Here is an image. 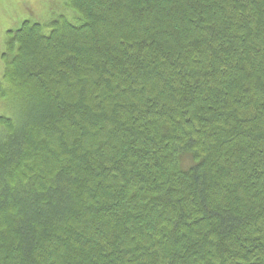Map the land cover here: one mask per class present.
<instances>
[{"label": "trees", "instance_id": "16d2710c", "mask_svg": "<svg viewBox=\"0 0 264 264\" xmlns=\"http://www.w3.org/2000/svg\"><path fill=\"white\" fill-rule=\"evenodd\" d=\"M67 5L2 54L0 264H264V0Z\"/></svg>", "mask_w": 264, "mask_h": 264}, {"label": "rangeland", "instance_id": "374dc122", "mask_svg": "<svg viewBox=\"0 0 264 264\" xmlns=\"http://www.w3.org/2000/svg\"><path fill=\"white\" fill-rule=\"evenodd\" d=\"M68 0H0V84L4 80L6 63L2 54L6 49L8 33L21 27L25 20L40 23L44 31L49 32V23L52 19L65 15L71 21L78 22V15L67 5ZM6 101L0 95V116L6 115L17 119L22 112L24 101L20 95ZM4 126L0 121V134ZM37 135L36 139H38ZM50 168V167H49Z\"/></svg>", "mask_w": 264, "mask_h": 264}]
</instances>
